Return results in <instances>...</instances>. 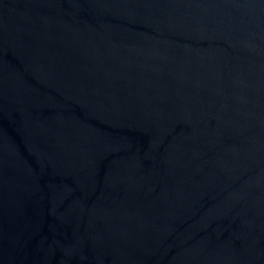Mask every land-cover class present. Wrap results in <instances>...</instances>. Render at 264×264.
Segmentation results:
<instances>
[{"label": "water", "instance_id": "water-1", "mask_svg": "<svg viewBox=\"0 0 264 264\" xmlns=\"http://www.w3.org/2000/svg\"><path fill=\"white\" fill-rule=\"evenodd\" d=\"M0 264H264V0H0Z\"/></svg>", "mask_w": 264, "mask_h": 264}]
</instances>
